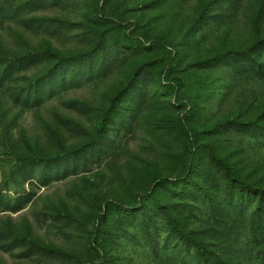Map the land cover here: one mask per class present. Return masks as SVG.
I'll return each mask as SVG.
<instances>
[{"label":"rangeland","instance_id":"1","mask_svg":"<svg viewBox=\"0 0 264 264\" xmlns=\"http://www.w3.org/2000/svg\"><path fill=\"white\" fill-rule=\"evenodd\" d=\"M256 36L264 0H0V264H264V45L212 60Z\"/></svg>","mask_w":264,"mask_h":264},{"label":"trees","instance_id":"2","mask_svg":"<svg viewBox=\"0 0 264 264\" xmlns=\"http://www.w3.org/2000/svg\"><path fill=\"white\" fill-rule=\"evenodd\" d=\"M260 45H264V37L261 38L259 36H256L255 40L253 41L251 46L248 47L247 49H244L242 51L225 50V51H222V52L218 53L217 55H215L214 58H212V60L216 59L218 57L222 58V57H227L230 55H233V56H238V55L250 56V52L253 49H255V47L260 46ZM33 53H36V52H30V54H33ZM48 55H50V57L53 59V63H54L53 68H51L50 70L44 72L43 74L35 77L32 80L31 86L37 85V84L41 83V81H43L44 79L50 78L52 75L51 73L61 64L76 62L79 59H81L85 54L74 53V54L63 55V54L50 52ZM24 56L25 55H19L20 58H22ZM17 59H19V58H15L12 56L11 59H9V60L15 61ZM123 96H124V90L121 89L113 97L109 107L106 108L103 112V118H102V123H101L100 128H103L105 122L108 119V115H109L110 111L113 110L116 102L119 101ZM251 124L254 126H258V124L255 122H252ZM262 129H264V128H262ZM83 149H85L84 146H81L80 148L72 150L70 152H60L57 155H55L54 157H41L38 155L20 156V157L16 158V163L19 165H24V164L31 162V161L35 162V163H47L50 161H58L64 157L76 155V154L80 153V151ZM211 157L217 165H219L220 167L223 168L225 175H226V178H227V187L229 189H236V188L252 189V185L249 184L248 182H246L241 176L235 174L231 170L230 166L223 159L216 157V156H213V155H211ZM257 192L260 196H264V190H258ZM170 224H171V228L173 229L174 233L177 234L181 239H183L184 241H186L189 244H191L192 246H194L198 251H200V252L205 251V247L202 246L201 244H199L197 242V240H195L190 234L186 233L182 228H180L174 220H171Z\"/></svg>","mask_w":264,"mask_h":264}]
</instances>
